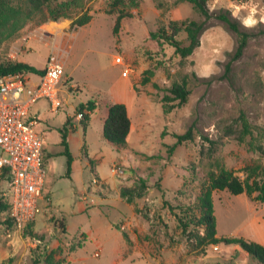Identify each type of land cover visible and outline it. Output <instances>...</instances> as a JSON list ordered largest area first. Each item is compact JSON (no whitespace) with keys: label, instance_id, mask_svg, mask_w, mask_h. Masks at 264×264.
Listing matches in <instances>:
<instances>
[{"label":"rangeland","instance_id":"374dc122","mask_svg":"<svg viewBox=\"0 0 264 264\" xmlns=\"http://www.w3.org/2000/svg\"><path fill=\"white\" fill-rule=\"evenodd\" d=\"M114 1L55 0L51 13L37 14L0 47V64L20 57L38 67L51 53L58 54L65 76L71 73L80 86L69 93L68 106L87 101L98 105L86 130L71 109H59L37 124L47 157L43 193L50 202H38L40 213L28 225L34 235L26 228L16 230L0 213V264H258L234 245L197 246L186 239L177 218L199 216L197 199L211 171L224 167L243 178L245 166L264 164V0H207L213 16L205 21L199 47L183 59L150 33L171 22L203 21L192 4ZM220 13L251 35L240 55L237 35L214 17ZM63 14L70 18L44 22ZM82 15L91 19L79 27L73 21ZM64 24L62 31L52 29ZM175 39L185 43L186 35L180 32ZM117 57L122 64L115 63ZM183 82L189 91L185 104L166 102L167 90ZM115 97L129 109L133 123L124 148L132 158L125 165H114L120 150L102 136L100 119ZM40 107L49 113L46 101ZM66 113L78 125L68 142L73 178L71 169L67 173L59 130ZM243 121L253 133L240 143L228 130L239 132ZM185 134L189 139L177 143V136ZM114 167L125 173L119 171L125 181L118 192L131 188L140 197L126 201L111 193L103 196L104 187L91 183L96 178L105 184V179L114 190ZM81 192L87 204L95 200L91 212L79 210ZM212 199L217 238L264 245V204L226 191H214Z\"/></svg>","mask_w":264,"mask_h":264},{"label":"trees","instance_id":"16d2710c","mask_svg":"<svg viewBox=\"0 0 264 264\" xmlns=\"http://www.w3.org/2000/svg\"><path fill=\"white\" fill-rule=\"evenodd\" d=\"M55 0H0V47L1 45L15 36L27 22L33 20L37 14H42L44 11L52 12V4ZM128 0H115L114 4L121 5ZM193 5L195 11L203 17V21L190 20L186 22H171L167 28H160L156 32H151L152 40H158L174 49L175 55L180 58H186L200 45V36L204 29L205 21L213 15L206 7L207 0H180ZM225 26L234 32L238 38L237 55H240L247 45L250 34L239 27L238 23L232 20L227 13H220L214 16ZM67 14L53 15L47 21L58 22L61 19H69ZM89 15H82L73 23L79 27L86 25L90 21ZM120 17L117 18L113 28V33H116L119 26ZM184 32L186 35L185 43L176 40L175 37ZM44 70L36 69L35 67L22 62H6L0 64V75L6 74H21L25 77L30 75L39 76ZM144 79V82H147ZM168 95L165 96L166 102L178 101L176 105L182 106L185 104L189 91L185 82L179 84L174 83L168 90ZM87 109L93 112L96 109L95 101H87L85 104H79L76 108L77 112ZM89 116H84L81 123L86 125ZM69 123V121H67ZM66 122V123H67ZM131 121L128 115L127 108L122 103H114L107 106V117L103 125V138L112 144L116 149H124L126 147V139L130 132ZM228 135H235V139L242 143L245 138L252 135V130L246 121L242 123V129L239 132L228 130ZM189 139L187 134L177 136V143ZM212 144V143H211ZM61 145L64 150L62 155L66 157L67 173L70 172L73 161L72 155L66 142L65 127L61 130ZM262 153H264L262 151ZM243 178L237 176L232 170L220 167L217 172L211 171L208 176V183L200 192L197 199L198 217L186 215L184 218L178 217L179 225L186 239H193L197 246H208L223 243L225 245H234L246 253L248 257L257 261L258 264H264V245L247 241L243 238H217L216 237V219L214 216L212 193L214 191H226L232 196L246 195L255 202L264 204V164L247 165L242 169ZM5 173L0 176V213H5L7 224L13 226V222L9 217V200L3 196L5 183L7 181ZM119 196L126 201L129 197H140L138 190L131 188H121ZM118 230V226L113 225ZM192 227L191 232L187 229ZM30 226L26 227L28 233L32 234ZM202 230V232L200 231ZM81 246V245H80ZM79 246V247H80ZM54 264H60L56 262Z\"/></svg>","mask_w":264,"mask_h":264},{"label":"built area","instance_id":"2783aa9c","mask_svg":"<svg viewBox=\"0 0 264 264\" xmlns=\"http://www.w3.org/2000/svg\"><path fill=\"white\" fill-rule=\"evenodd\" d=\"M115 63L122 64L121 58ZM43 70L34 83L21 74L0 75V176L5 173L8 178L3 196L9 200V217L18 231L35 221L40 213L39 200L50 202L43 193L44 138L36 128L39 119L31 116L30 110L37 102L46 101L50 110L57 112L63 106L62 85L68 84L70 93L76 90L65 76L58 54L46 58ZM89 113L84 109L75 118L81 122ZM91 183L100 185V180L95 178ZM82 198L88 201L84 194Z\"/></svg>","mask_w":264,"mask_h":264},{"label":"crops","instance_id":"0c3cea01","mask_svg":"<svg viewBox=\"0 0 264 264\" xmlns=\"http://www.w3.org/2000/svg\"><path fill=\"white\" fill-rule=\"evenodd\" d=\"M29 42V41H28ZM46 58L47 57H45V59H44V62H43V64L42 65H40V66H33V67H35L36 69H39V70H43L44 69V65H45V61H46ZM17 62H22V63H26L24 60H22V59H20V57L17 59ZM30 65V64H29ZM32 66V65H31ZM64 73H65V69H64ZM31 76L33 77L34 76V79H31ZM37 77L38 76H35V75H30L28 78H29V80H30V82L31 83H34V82H36L37 81ZM66 77L69 79V81L72 83V84H74L76 87H77V90L78 89H80V86H79V84L77 85V84H75L74 82H73V79H72V74L70 73L69 75H66ZM128 86H129V88H130V85H129V82H128ZM70 91H69V87H68V84H64V85H62V87H61V97H62V100H63V106H62V108L61 109H71V110H74L75 112H77L76 111V108H77V106L79 105V104H85L84 102H80L77 106H74L73 108L72 107H69L68 105V102H69V98H70ZM116 99H113L112 101H109V105L110 104H114V103H120L119 101H118V97H115ZM41 102L42 101H39V102H37L32 108H31V110H30V115L31 116H35V117H37L38 119H39V122H41V121H46V120H49V119H51V118H53V115H55L54 113H57V112H52L51 110H50V108H49V104H48V111H49V113H45V112H43L42 111V109H41V107H40V104H41ZM96 102V109L93 111V112H90L89 114H88V116H89V118H88V120L86 121V125H83V124H81L78 120V122L83 126V128L86 130V128L90 125V121H91V117H92V115L97 111V101H95ZM108 106V105H107ZM127 108V107H126ZM127 111H128V113H129V109L127 108ZM106 117H107V107H105V112H104V114L102 115V117H101V119H100V122H101V124H102V133H103V125H104V122H105V119H106ZM130 118V117H129ZM73 119V115L71 114V113H66L65 114V117H64V122L62 123V125H61V127H59V130L60 129H64V127H65V134H66V142H67V144H68V142H70V140L72 139V137L74 136V135H77V133H78V125L76 124V123H74V121L72 120ZM67 121H69V123L67 122ZM130 121H131V119H130ZM38 122V123H39ZM67 122V123H66ZM46 129H49L48 128V126H46ZM132 131H133V123L131 122V126H130V132H129V134H131L132 133ZM42 133V132H41ZM128 134V135H129ZM102 136H103V134H102ZM43 138H44V136H43ZM127 139H128V136H127ZM127 139H126V141H127ZM127 145V144H126ZM69 147V146H68ZM118 150H120V152H119V159H117V163H115L114 165H116V164H119V163H122L123 165H125L126 163H127V159H128V157L129 158H132V156L131 155H128V152L125 150V149H118ZM71 153V155H72V152H70ZM84 159L85 160H88L87 158H88V155L84 152ZM72 158H73V155H72ZM44 161H45V164L47 163V157H46V154H45V143H44ZM73 163H74V158H73V161H72V164H71V172H70V178H73L72 176H73ZM90 163H91V161L90 160H88V163H86V166H88V165H90ZM81 169L83 170V168H82V165H81ZM120 170H122V169H115V167L112 169V176H118V183H116L115 182V180H113L112 181V183H111V186H112V188L114 189V190H111L110 188H107L106 186L108 185V184H110L109 183V181H106L105 179H103L104 181H105V184H103V182L102 181H100V185L102 186V187H104L103 188V192H102V195L103 196H105V194H109V193H111V194H113V195H115V196H118L119 197V199H120V196H119V192H118V190H119V186L121 185V183L123 182V181H125V177L124 176H121V175H123V174H125L124 173V169L122 170V172H123V174H120L119 173V171ZM99 180V179H98ZM81 194H84V192H81ZM44 195H46V196H48V194L47 193H44ZM88 198V197H87ZM90 200H92V202L90 203V204H87V202L88 201H86V200H83V198H81V203H79V210L82 212V211H89V212H91L92 210H91V207L89 206V205H95V200L94 199H90ZM121 200V199H120ZM83 203L87 206V208L86 209H84L83 210ZM107 207H109V208H113V205H107ZM97 214V213H96ZM102 216L101 217H103L104 219H106V217L104 216V213H100ZM130 224H132V223H128V225H130ZM107 226H108V228H114L113 227V224H111V223H109V222H107ZM128 228H129V226H128ZM83 233V232H82ZM84 235H86L87 237H88V235L87 234H85V233H83ZM124 239V238H123ZM130 240H131V238H130ZM132 241V240H131ZM97 243H99V241L97 242ZM125 248V247H124ZM124 250V249H123ZM96 254V253H95ZM94 254V255H95Z\"/></svg>","mask_w":264,"mask_h":264},{"label":"bare ground","instance_id":"6f19581e","mask_svg":"<svg viewBox=\"0 0 264 264\" xmlns=\"http://www.w3.org/2000/svg\"><path fill=\"white\" fill-rule=\"evenodd\" d=\"M66 27H67L66 24H64V25H52V29H54L55 32L58 31V30L62 31Z\"/></svg>","mask_w":264,"mask_h":264}]
</instances>
